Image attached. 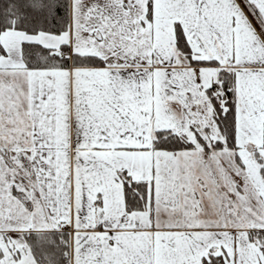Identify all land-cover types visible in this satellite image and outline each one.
I'll list each match as a JSON object with an SVG mask.
<instances>
[{
	"label": "snow or ice",
	"instance_id": "6c2138e0",
	"mask_svg": "<svg viewBox=\"0 0 264 264\" xmlns=\"http://www.w3.org/2000/svg\"><path fill=\"white\" fill-rule=\"evenodd\" d=\"M0 264H264V0H0Z\"/></svg>",
	"mask_w": 264,
	"mask_h": 264
}]
</instances>
